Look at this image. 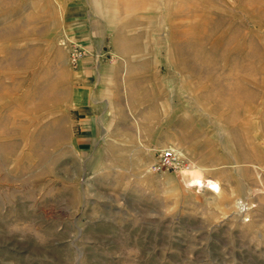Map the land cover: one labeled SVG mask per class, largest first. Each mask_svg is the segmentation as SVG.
<instances>
[{"label":"rangeland","instance_id":"obj_1","mask_svg":"<svg viewBox=\"0 0 264 264\" xmlns=\"http://www.w3.org/2000/svg\"><path fill=\"white\" fill-rule=\"evenodd\" d=\"M0 264H264V0H0Z\"/></svg>","mask_w":264,"mask_h":264},{"label":"built area","instance_id":"obj_2","mask_svg":"<svg viewBox=\"0 0 264 264\" xmlns=\"http://www.w3.org/2000/svg\"><path fill=\"white\" fill-rule=\"evenodd\" d=\"M177 153L172 149L162 151L153 166L154 172H161L164 169H169L177 163Z\"/></svg>","mask_w":264,"mask_h":264},{"label":"bare ground","instance_id":"obj_3","mask_svg":"<svg viewBox=\"0 0 264 264\" xmlns=\"http://www.w3.org/2000/svg\"><path fill=\"white\" fill-rule=\"evenodd\" d=\"M200 173V172H199ZM188 174V173H187ZM192 175V174H191ZM190 176V175H189ZM196 176H200V175H196ZM194 177V176H193ZM201 177V176H200ZM187 179H189V177L187 178ZM198 180H199V177H196V178H193L192 179V177H191V181H192V183H195V182H198Z\"/></svg>","mask_w":264,"mask_h":264}]
</instances>
